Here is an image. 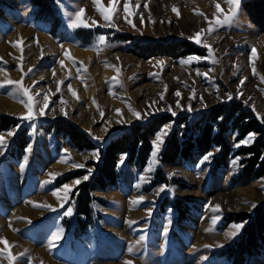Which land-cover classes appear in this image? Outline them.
<instances>
[{"label":"rangeland","instance_id":"rangeland-1","mask_svg":"<svg viewBox=\"0 0 264 264\" xmlns=\"http://www.w3.org/2000/svg\"><path fill=\"white\" fill-rule=\"evenodd\" d=\"M0 1L8 4V0ZM18 1L20 9L27 7L26 0ZM244 1L240 0L237 17L231 24L222 26L213 24L215 30L209 34V21L216 17L215 5L219 3L227 14L229 9L227 0H140L139 9L135 7L137 0H131L129 7L134 14L129 19L135 27L124 19V0H119L118 13L113 16L116 27L101 26L105 21L95 10L93 0H59L60 31L68 35L67 42L83 47L76 32L100 29L126 34L132 37L133 41H107L106 46L94 51L91 48L99 45L100 36H98L87 46L89 48H86L93 51L92 54L71 47L63 51L52 44L46 46L45 41H40V37H35L33 34L25 40H12L14 43L20 42V47H14L6 52L5 56L14 63L20 62L27 73L28 69H32V72L27 74L24 85L29 88L34 87L35 93L41 92V96L37 99L42 100L43 92L53 93L50 96L49 109L46 110L50 117L53 118L54 115L59 118L56 120H62L60 117L63 116L70 118V122L76 127L86 132L92 139L103 143L136 123H143L163 114L172 115L171 111H168L169 107L176 112L174 117H177L237 100L251 108L264 122V81L260 79L264 76V33H261L244 13ZM12 2L17 6L16 0ZM101 2L108 7L110 0H101ZM145 3L148 4V8H144ZM173 6L179 10V17L172 11ZM81 8L85 10L84 19L89 24L95 21L96 27H70L74 13ZM141 14L144 17L143 23L140 21ZM201 30H203L202 44H197L188 38ZM173 41H185L198 51L196 54L185 55L178 59L153 57L149 60L128 52L135 43ZM204 44L211 45V56ZM252 48H256L258 54L255 60L257 70L255 75L250 62ZM77 50L89 53L92 57L78 56ZM66 51L70 57L78 58L88 66L90 70L89 78H86L90 80L88 83L78 85L74 81H68L72 77V72L65 63L63 68L59 63L56 65L55 77L52 75V70L43 68L45 59H52L54 56L55 60H62L60 54ZM191 56L201 59L199 62L193 61L189 64L180 63L181 60ZM160 61L163 64L158 63ZM15 66L16 64L11 67L15 68ZM116 68L120 69L119 73L115 71ZM197 72L207 73V77L197 75ZM20 74L19 71L18 75ZM57 80L64 81L60 93H56ZM241 80H244L243 85L240 83ZM34 81L37 82L35 86ZM69 83L76 90L79 99L72 97L67 91ZM176 91L181 93V97L175 96ZM161 93H164L163 100L160 99ZM229 94L232 99L228 98ZM61 98L67 102L65 105L67 115L59 111ZM177 99L180 100L179 108L175 103ZM189 104L192 111H188ZM129 106L141 113L140 119L133 116ZM53 108L55 113L51 111ZM20 109L19 107L18 111L11 112L9 109L0 108V116L8 115L21 119L25 113L20 112ZM117 109H120L119 115ZM101 112L104 113L103 116ZM23 121L24 124H28V135L32 144L35 139L31 151H27L26 157L21 161L15 157L7 159L11 145L9 144L3 160L0 161V238H6L13 245L11 248L13 254L27 250V256L22 257L19 264H27L28 256L32 257V264H70V259L73 260L72 264H125L126 260L140 264V259L135 254L141 246L144 255L149 259L145 264H232L221 253L241 237L244 225L235 238H230L229 233L234 230L232 226L239 223L221 229L224 219L228 215L251 213L258 205L264 203V176L245 185L234 187L231 184L232 178L240 169V158L238 165L233 164L237 158L232 159L229 167L219 169L215 176L211 175L209 165L211 156L207 161L203 158H193L189 161L180 160L175 166H163L168 181H163V184L150 190L147 188L155 178L154 173L160 167V163L154 164L152 160L149 166L153 169L151 172L148 167L143 173H138L135 166L127 165L121 158L120 186L116 190L95 194L101 200L112 203L108 207L97 206V210L104 211V216L108 217V214L112 219L116 218V220H103L101 223V229L106 231L108 236L100 240L95 250L88 247L85 252L80 244L70 240V243L68 241L63 245L62 242L66 241L63 238L49 250L48 241L64 213L62 208L65 205V202L62 205L49 190L51 188L55 190L64 184L72 185L71 190L76 189L79 184H75L74 181L80 179L74 178L55 186V183L78 170L72 164L61 162L59 157L64 158L67 150V155L74 164L85 165L94 160L95 154L94 151L80 153L73 148L69 140L59 136H49L41 128L39 131L43 120ZM0 136H4L8 143L12 141L7 133ZM237 144L240 146L237 147ZM237 144L235 145L237 149L248 146ZM56 145H59V151H56ZM217 153L218 150H214L212 154ZM25 159L28 161L26 166H24ZM11 163L16 164L20 171H15L10 166ZM49 173L60 175L53 183L45 185L43 182L49 179ZM141 177H145L147 182ZM155 179L160 180L159 177ZM174 180L180 185L174 186L172 184ZM161 187H165L166 191L159 192ZM139 196H143L144 201L139 205L133 204L132 201ZM177 200L184 202L185 206ZM33 204H47L50 207H34ZM217 204L221 208L218 213L220 219L213 223L212 218L217 214H214L210 208ZM145 207L153 208L151 211L150 209L146 211ZM180 208L188 210L183 217ZM147 213L145 220L143 214ZM144 222L147 223V228L142 233L144 236L142 242L133 241L129 234L122 235L121 230L123 231L124 226L128 228L127 230L132 228L133 233L140 234L142 229L137 227ZM199 225L202 226L201 229L198 228ZM188 228L210 234L211 236H207V241L214 240L216 244L214 248L217 250L209 253L207 257L200 255L204 250H200L192 243ZM165 229H167L166 235ZM201 238V235L198 236L195 243L199 244ZM83 241L87 245L88 237L84 236ZM221 241L229 244L224 246ZM69 246L72 247L68 248ZM194 246L195 249L187 250ZM2 247L4 246L0 245V248ZM52 250L55 251V257ZM0 264H8V262L0 257ZM246 264H264V253L249 259Z\"/></svg>","mask_w":264,"mask_h":264},{"label":"trees","instance_id":"trees-1","mask_svg":"<svg viewBox=\"0 0 264 264\" xmlns=\"http://www.w3.org/2000/svg\"><path fill=\"white\" fill-rule=\"evenodd\" d=\"M29 1L35 7L36 19L50 26V36L59 44L66 43L68 35L60 31L59 0ZM243 11L258 30L264 33V0H245ZM101 35L105 36L107 41H133L132 37L111 30L76 32L84 49H88L87 46ZM91 49L97 51L98 46ZM197 51V48L185 41L135 43L128 49V52L146 60L153 57L178 59L185 55L196 54ZM69 59L73 60L70 57ZM166 125H170V128L158 154L160 167L154 173V177H159L160 180L154 178L147 190L163 184V181H168L163 166H175L180 160L202 159L209 153L212 157L209 165L213 176L219 169L228 168L232 159L240 158V169L231 180L234 187L248 184L264 176V122L251 108L237 100L227 101L194 114L187 113L177 117L170 114L155 116L146 122L132 125L104 143L92 139L68 120L43 122L39 128L46 134L69 140L73 148L80 153L94 151L95 154L93 161L87 162L65 179L55 183V186H58L74 178H80L82 181L76 189L71 190L69 200L62 208L65 213L71 207L72 215L66 216L63 213L55 227V231L59 228L64 230L62 238L66 241L62 242L63 245L70 240L80 244L86 252L88 247L95 250L100 240L108 236L101 229L105 216L97 210V206L108 207L111 202L103 201L95 194L116 190L120 186L121 158L127 165L135 166L138 173H143L152 164L153 141L156 134ZM13 130L16 131L7 152V159L15 157L21 161L27 155L26 149L32 145L28 135V124H24L19 118L0 116V135ZM249 133H255L254 141L248 146L237 149L235 145L243 141ZM55 149L59 151V145H56ZM214 150H218V153L212 154ZM66 164L73 165L74 161L70 158ZM89 168H92L91 171ZM85 175L89 176L88 180H83ZM175 181H172L174 186L180 185ZM53 191L54 188L49 190V192ZM177 201L185 206L181 200ZM196 209L199 210L197 207ZM180 212L183 217L188 210L180 208ZM233 223L243 224V233L237 241L226 247L221 253L222 256L228 258L232 264H246L249 259L264 253V203L258 205L251 213L228 215L221 229H226ZM84 236L88 237L87 245L83 241ZM52 253L55 257L54 250ZM72 262L73 260L70 259L69 263Z\"/></svg>","mask_w":264,"mask_h":264},{"label":"snow or ice","instance_id":"snow-or-ice-1","mask_svg":"<svg viewBox=\"0 0 264 264\" xmlns=\"http://www.w3.org/2000/svg\"><path fill=\"white\" fill-rule=\"evenodd\" d=\"M130 2H131V0H124L123 15H124L125 21L128 24L135 27L132 20L129 19V17L134 14V11L131 10L129 7ZM93 3L95 5V10L99 13V15L105 21V23L101 26H103V27H116L115 23L113 22V16L118 13L117 5L119 4V0H110L108 7H105L102 4L101 0H93ZM227 3L229 5V9H228L227 14H225V12L223 11V9L219 3H217L215 5L216 17L214 20L209 21V25H210L208 28L209 34L215 30V28L212 27L213 24L217 25V26H222L224 24H231L233 22V20H235V18L237 17V14L239 11L240 0H227ZM135 7L137 9L140 8V0H137ZM144 8H148L147 3L144 4ZM172 11L174 13H176V15L178 17L180 16V12L175 6H173ZM197 14L203 15V13H197ZM84 16H85V10L83 8L76 11L74 13V17L70 21V27H72V28H82V27L83 28H90V27H96L97 26L95 21H93L91 24H89L84 19ZM205 19H207V17H205ZM140 21H141V23H143V21H144L143 14L140 15ZM202 31L203 30H201L200 32H196L193 36H190L188 38L191 40H194L197 44H202L203 43V40L201 38ZM106 45H107L106 37L101 35L99 37L98 50L100 47L106 46ZM13 46L14 47H20V42L15 43ZM204 46L208 49L209 56H211L212 55L211 45L204 44ZM65 56L66 57L68 56L67 51L65 52ZM257 56H258V54H257L256 48H252L250 62L252 63V71H253L254 75L257 73L256 67H255V60L257 59ZM200 59H201L200 57L191 56V57H188L186 59L181 60L180 63L181 64H189L193 61L199 62ZM73 63H76V62L73 61ZM158 63L163 64L162 61H160ZM213 63H215V61H213ZM59 64H60L61 68H63L64 67V60H60ZM20 70L22 71L23 69L21 68ZM115 71L117 73H119L120 69L116 68ZM30 72H32L31 68L28 69V73H30ZM28 73H25V75H27ZM52 75H53V77L56 76L55 68L52 69ZM197 75H204L205 77H207V73L197 72ZM23 79H24L23 76L21 77L20 80H12V79L6 77L3 81H0V88H4L5 86H12L15 89V92L10 93V95H12L13 97H15V95H17V94L20 95L22 98L19 100V103L23 104L24 108L26 109V112H25V114L22 115L21 119L27 120V121H35V120L39 119L40 117L47 115L46 110L49 109L50 96L53 95V93L51 91L43 92L42 100L37 99V97L41 96V92L37 91L35 93V95H33L32 90L29 87H26L24 85ZM41 79H43V77H41ZM260 79H261V81H264V76H261ZM36 83L37 82L34 81L33 85L35 86ZM63 83H64L63 80H57L56 81V93L61 92V85ZM240 83H241V85H243L244 80H241ZM166 90L167 89H165V91ZM67 91L72 95V97L79 99L77 92L75 89H73L71 83H69L67 85ZM175 96L181 97V93L179 91H176ZM194 97H195V91L193 90V98ZM228 98L232 99L231 94L228 95ZM160 99L161 100L164 99V93L160 94ZM201 102H203L202 98H201ZM59 103H60V108H59L60 113L63 115H67V112L65 111V105L67 102L63 98H61ZM93 103H95V101H93ZM153 103H155V102H153ZM175 103H176L177 108L181 107L179 99H177ZM205 107H206V105H205ZM129 110L132 111L133 116H135L137 119L141 118V113L136 111L135 109H132L131 106H129ZM51 111L53 113H55L54 108L51 109ZM168 111H171V114L173 116L176 115V112L172 111L171 107L168 108ZM188 111H192V107L190 104L188 105ZM116 112L119 115L120 109H117ZM100 114H101V116L104 115L103 112H101ZM53 118H55L54 115H53ZM117 122H120V121H117ZM169 128H170V125H166V126L162 127L161 130L156 134L155 140L153 142V152H152L154 164L159 163L158 154L161 150L162 145L164 144V138L168 135V129ZM7 135L9 137H11L14 135V133L9 131L7 133ZM254 139H255V133H249L247 135V137L243 141H241L240 143L243 145H249L254 141ZM236 146L239 147L240 144H237ZM6 148H7V140L5 139L4 136H0V155L4 154ZM26 150L28 152H30L31 148L28 147ZM65 152H66V157L62 162H67V160L70 159V156L67 155V150H65ZM210 156H211V153L206 155L203 159L205 161H207L210 158ZM122 162L123 161H121V163ZM27 163H28V161H27V159H25L24 160V166H26ZM238 163H239V158H237V160L233 161V164L238 165ZM73 167L80 168V167H83V165L82 164H73ZM148 170H149V172H151L153 169H152V167H149ZM89 171H91V170H89ZM58 175H60V174L49 173V179L45 180L43 183L45 185L53 183L56 180ZM88 179H89L88 175H85L83 177V180H88ZM141 179H144L145 182H147L145 177H141ZM81 182L82 181L80 179H76L74 181V183L77 185L80 184ZM71 189H72V185L64 184L62 187L55 189L52 192V195L55 196L58 200H60L61 204L63 205L64 202H67L69 200ZM164 191H166L165 187H161L159 189V192H164ZM144 199L145 198L143 196H139L136 200L132 201V203L139 205L140 203H142L144 201ZM33 206L34 207H37V206L50 207L47 204H45V205L33 204ZM210 210L214 214H217V215H214L212 218L213 223H216V221L220 219V216L218 215V213H220V211H221L220 205L217 204L214 207H211ZM72 212H73V209L71 207H69L65 211L64 215L70 216V215H72ZM28 222L30 223V221H28ZM232 227L234 230L229 233V237L235 238L238 235V233L240 232V230L242 229L243 224H235ZM14 231H15V229H14ZM63 233H64L63 228H59L57 231L52 233L51 238L48 241L49 250H51L53 247H55L57 245V243L62 239ZM166 234H167V229H165V235ZM0 245L4 246V247L0 248V257L6 259L8 264H19V261L21 260V258L27 256V250H25V252H22L19 254H13V252L11 251V248L13 247V245H11L6 238H0ZM218 246L222 247L223 245H218ZM131 250L132 249H130V251ZM27 264H32V257L28 256ZM125 264H133V262L131 260H126Z\"/></svg>","mask_w":264,"mask_h":264},{"label":"crops","instance_id":"crops-1","mask_svg":"<svg viewBox=\"0 0 264 264\" xmlns=\"http://www.w3.org/2000/svg\"><path fill=\"white\" fill-rule=\"evenodd\" d=\"M16 3H17V6L12 2V0H8V4L9 5L7 4V2L6 3L3 2L2 4L0 3L1 4L0 5L1 6L0 7V47L2 45H4L7 48L4 51V53L0 52V81H3L6 77L10 78L12 80H20L21 77L23 76L24 77L23 83H25L26 79H27V75H25V73H27V72H25L24 69H23V66L21 64H19L20 62L14 63V62L8 60V58H6V56H5L6 52L11 51L12 49H14L13 45L15 43L12 40H16V39L25 40V39L29 38L31 35L34 34L35 37L36 36L40 37L39 38L40 41H42V40L45 41V45L46 46L52 44L56 48H61L63 51H65L67 49V47H71V48H74V50L79 49V50H81L83 52H89V53L93 54V51L87 50V49H83V48H81L79 46H76V45L70 43V42L59 44L56 40H54L50 36V34H49L50 26L47 23L39 21L38 19H36V17L34 16L35 7H33L30 4L29 0H26L25 4L27 5V7L23 8L24 10L20 9L18 7L19 6L18 5L19 4L18 0H16ZM20 27L24 28L27 31H30V32H28L29 35L27 37H25L24 35L21 36ZM43 37H45V38L43 39ZM41 44H42V42H41ZM45 45H43V46H45ZM60 56H61V59L64 60V63L68 66V68H70V71L72 72V77H70L68 79V81H71V82L74 81L78 85L86 84V83H88L90 81V80H86V78H89L90 70H89L88 66H86L83 63V61L79 60L78 58H72V57L69 56V54L66 57L65 53H63V52L60 54ZM69 57L72 58L73 60L69 59ZM54 58L55 57L53 56L52 59L51 58L45 59V61L43 62V65H44L43 68H45L46 70H52L53 68H55L56 65H58L60 59L55 60ZM73 61H75L76 63H73ZM15 64H16L15 68H12L11 66H14ZM21 68L23 69L22 71L20 70ZM19 71L21 72L20 75H18ZM30 89L32 90V93H33L34 92V87L30 88ZM14 92H15V89L12 86H5L4 88H0V99L2 98L4 100L10 101L11 103L13 102V104L18 105L21 108L20 112L23 113V111H24V113H25L26 109L24 108L23 104L19 103V100L22 97L20 95H18V94L15 95V97L10 95V93H14ZM34 94H35V92H34ZM39 119L43 120L42 121V123H43L45 121H53V120H56V119H59V118H57V117L52 118V117H50L47 114V115H45L43 117H40ZM60 119L69 120L70 121V118H67V117H64V116L60 117ZM38 130L40 131V129H38ZM4 134H6V133H4ZM12 137L13 136H11V138ZM34 141H35V139H34ZM34 141H33L32 146L34 145ZM11 142L12 141H10L9 143L7 142V148L9 146V144H11ZM7 148H6V150H7ZM6 150H5V152H6ZM5 152H4L3 155H0V161L3 160ZM62 159H63V157H61V158L59 157V160H61V162H62ZM64 159H65V157H64ZM55 162H57V161H55ZM65 163L66 162H64V164ZM10 166L13 169H15V171H20L19 167L16 166V164L11 163ZM111 205H112V203H111ZM152 208L153 207H145L144 209H146V211H148V209H150V211H151ZM100 212L104 213L103 210H100ZM107 216L108 217L105 216L104 220H108V219L116 220V218L112 219L111 216H109L108 214H107ZM143 216L145 217V220H146L147 216H148V213L145 214V215L143 214ZM113 217H115V215ZM137 228L142 229V230H140V234L133 233L132 232V228H131V230L130 229L127 230L128 228H126V226H124L123 231L121 230V233H122V235L123 234H125V235L129 234L130 237L133 239V241L142 242V238L144 237L142 233L146 230L147 223L144 222L140 226H138ZM137 228H135V229H137ZM198 228L201 229L202 226L199 225ZM196 231L198 232V234H196ZM200 231L201 230H198V229L192 231V230H190V228H188V233L190 234L189 237L192 239V243L195 246H198L200 250H204L200 255L203 254L204 257H207L209 255V253H212V252H214V250H217V248H214V247H216V244L214 243V240H212V239H209L207 241V236L208 235L211 236L210 234L203 233V232H202L203 233L202 234ZM204 234H205V236H203ZM200 235L202 237L201 241H200L199 244H196L195 243L196 238L198 236H200ZM204 241H207V242L203 243ZM223 241H221V242H222V244H224V246L229 244V243L223 242ZM195 246L194 247H189L187 250H193V249L196 248ZM135 256L140 259L139 260L140 264H145V263H147L149 261V259L143 253L142 246L140 247V250L138 251V253L136 252ZM135 256H133V257H135Z\"/></svg>","mask_w":264,"mask_h":264},{"label":"bare ground","instance_id":"bare-ground-1","mask_svg":"<svg viewBox=\"0 0 264 264\" xmlns=\"http://www.w3.org/2000/svg\"><path fill=\"white\" fill-rule=\"evenodd\" d=\"M28 32H30V31H27V30H25L24 28H21L20 27V33H21V36H28L29 35V33ZM45 37H43V39H44ZM46 40V39H45ZM7 48H6V46H4V45H2L1 47H0V52L1 53H4V51L6 50ZM76 55H78V56H86L87 58H88V56H91L92 57V55L91 54H89V53H83V52H81V51H79V50H77L76 51ZM0 108H6V109H9L11 112H16V111H18L19 110V107L17 106V105H15V104H12L11 102H7V101H5L4 99H0ZM31 215H32V213H31Z\"/></svg>","mask_w":264,"mask_h":264}]
</instances>
